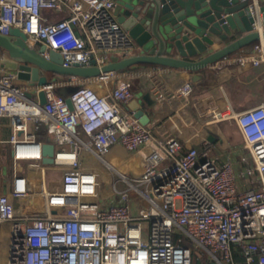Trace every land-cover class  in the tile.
Returning <instances> with one entry per match:
<instances>
[{
	"label": "built area",
	"instance_id": "2783aa9c",
	"mask_svg": "<svg viewBox=\"0 0 264 264\" xmlns=\"http://www.w3.org/2000/svg\"><path fill=\"white\" fill-rule=\"evenodd\" d=\"M12 28L30 46L58 51L65 66L95 61L101 68L111 54L141 52L118 21L115 0H0V33ZM235 53L222 61L260 67L264 40ZM136 73L31 85L0 62V264H193L199 251L218 264H264V102L237 111L223 84L209 80H186L169 94L193 101L205 126L236 121L252 159L247 167L242 158L239 169L208 151L178 154L177 137L161 142L125 107L134 97L129 88L83 89ZM46 143L55 146L52 164L43 162ZM148 143L173 163L130 177L104 159L115 145L138 151ZM84 154L106 172L84 164ZM103 174L111 188L105 199Z\"/></svg>",
	"mask_w": 264,
	"mask_h": 264
},
{
	"label": "water",
	"instance_id": "95a60500",
	"mask_svg": "<svg viewBox=\"0 0 264 264\" xmlns=\"http://www.w3.org/2000/svg\"><path fill=\"white\" fill-rule=\"evenodd\" d=\"M115 1L118 21L141 48L139 54L110 55L109 63L101 68L95 61L89 66H65L58 51L46 45L32 47L24 32L12 28L7 35L0 33L2 67L16 71L19 79L30 81L31 85L35 80L46 84L50 75L55 79H89L104 73H125L135 66L199 72L264 40V0ZM32 93L27 95L31 97ZM39 98L42 104L46 103L44 91ZM67 102L72 108L70 99ZM141 113L135 116L140 117ZM214 138L209 136V140ZM54 151L52 143L43 146L44 163L54 162Z\"/></svg>",
	"mask_w": 264,
	"mask_h": 264
},
{
	"label": "crops",
	"instance_id": "0c3cea01",
	"mask_svg": "<svg viewBox=\"0 0 264 264\" xmlns=\"http://www.w3.org/2000/svg\"><path fill=\"white\" fill-rule=\"evenodd\" d=\"M218 46L220 45H215V47ZM244 50L250 51L252 46ZM149 68V66H135L130 70L138 72L136 75L124 76L120 81L104 82L101 84L103 86L98 85L93 88V92L105 95L116 88H129L134 97L124 103L125 107L135 114L141 111L140 120L154 130L161 142H166L173 136L177 137L181 143L178 154H187L192 151L200 153L210 148L211 154H214L215 150L217 154L226 155L222 158H218L215 154L214 156L210 154L211 156L219 160L232 158L237 162L239 169L244 168L236 146L228 145L226 148H221L219 137L222 135V128L218 125L205 126L204 120L198 116L193 101L171 98L169 94L190 79L221 82L234 108L237 111H246L264 102V65L250 68L220 60L200 72L152 67L157 70L150 73ZM155 80L161 82L160 88L156 87ZM159 93L164 94L160 99L157 98ZM219 101L222 107L226 105L223 97L219 98ZM210 135L215 138L209 140ZM207 143L210 144L206 145ZM106 155V161L112 167L130 177L141 175L151 165L168 167L173 163V160L166 155L164 148L157 143H148L138 151L127 150L118 144Z\"/></svg>",
	"mask_w": 264,
	"mask_h": 264
},
{
	"label": "rangeland",
	"instance_id": "374dc122",
	"mask_svg": "<svg viewBox=\"0 0 264 264\" xmlns=\"http://www.w3.org/2000/svg\"><path fill=\"white\" fill-rule=\"evenodd\" d=\"M41 12L44 14V13H49L50 12V8H42L41 9ZM111 55H119V54H111ZM249 67V66H247ZM250 68H252L250 66ZM49 79L50 80H53L55 79V77L53 75H50L49 76ZM120 81V80H119ZM112 82V81H111ZM115 82H118V81H115ZM160 81L159 80H155V85H160ZM101 84H104L103 83H91V84H87V85H84L83 86V89L87 90V91H92L93 92V88H95L96 86H103ZM64 91H69L68 89L64 90ZM218 126L220 128H222V135L219 137V143H220V146H222L221 148H226V146H236L237 148V152L239 153V156L241 158H244V159H247V161L249 162L248 164H245L248 166L252 165V159H251V154L250 152L245 149L244 147V137L240 131V128L238 127V124L236 123V121H227V122H222L220 124H218ZM210 144V143H209ZM208 143L206 145H209ZM200 149V148H199ZM204 151H208L209 154H211L210 152V148H208L207 150H203L202 152L200 153H203ZM198 152V151H196ZM214 154L216 156H218V158H222V156H226L224 154H217L216 151L214 150L213 151ZM214 154H211L214 156ZM107 158V155L104 156V159L106 160ZM82 161L84 164L86 165H94V166H97V167H100L102 170H104L106 172V167L105 165L97 160L96 158L94 157H91L90 155L88 154H84L82 156ZM117 176V175H116ZM103 178V182H104V189H103V193L101 194L102 196V199H105V198H108L109 195H106L105 193H107L108 191H110V183L108 182L109 181V177L105 174H103L102 176ZM119 187H122V186H119ZM196 258L201 260V264H218L217 262H214L212 260L209 259V256L205 253V252H202V251H199L196 253Z\"/></svg>",
	"mask_w": 264,
	"mask_h": 264
},
{
	"label": "trees",
	"instance_id": "16d2710c",
	"mask_svg": "<svg viewBox=\"0 0 264 264\" xmlns=\"http://www.w3.org/2000/svg\"><path fill=\"white\" fill-rule=\"evenodd\" d=\"M253 47V45H251ZM251 46L246 47L245 49L248 50L249 48H251ZM148 67V66H147ZM202 71V70H201ZM200 72V71H199ZM40 139H45L43 136L39 137ZM201 260L196 258V254H194V258H193V264H201L200 262Z\"/></svg>",
	"mask_w": 264,
	"mask_h": 264
},
{
	"label": "bare ground",
	"instance_id": "6f19581e",
	"mask_svg": "<svg viewBox=\"0 0 264 264\" xmlns=\"http://www.w3.org/2000/svg\"><path fill=\"white\" fill-rule=\"evenodd\" d=\"M80 84V83H79ZM31 156H39L38 153H35V154H20L19 157H31Z\"/></svg>",
	"mask_w": 264,
	"mask_h": 264
}]
</instances>
